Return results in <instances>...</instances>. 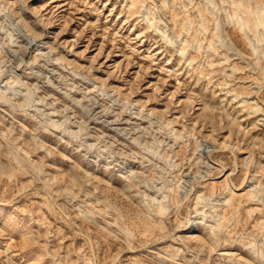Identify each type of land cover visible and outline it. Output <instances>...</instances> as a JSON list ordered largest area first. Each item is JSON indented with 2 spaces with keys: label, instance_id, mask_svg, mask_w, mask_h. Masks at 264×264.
Masks as SVG:
<instances>
[{
  "label": "rangeland",
  "instance_id": "1",
  "mask_svg": "<svg viewBox=\"0 0 264 264\" xmlns=\"http://www.w3.org/2000/svg\"><path fill=\"white\" fill-rule=\"evenodd\" d=\"M0 264H264V0H0Z\"/></svg>",
  "mask_w": 264,
  "mask_h": 264
}]
</instances>
